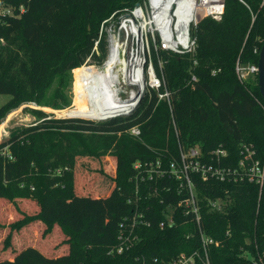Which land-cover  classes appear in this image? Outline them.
I'll list each match as a JSON object with an SVG mask.
<instances>
[{
	"label": "trees",
	"instance_id": "1",
	"mask_svg": "<svg viewBox=\"0 0 264 264\" xmlns=\"http://www.w3.org/2000/svg\"><path fill=\"white\" fill-rule=\"evenodd\" d=\"M143 1L0 0V96L10 97L0 107V123L21 107L36 120L0 143V202L17 216L8 224L4 250L14 233L34 223L44 225L43 239L59 227V243L68 247L49 256L26 246L0 264H169L195 253L194 264H205L195 218L179 206L188 194L171 176L170 164L180 162V147H198L204 155L223 147L233 165L244 144L264 161L258 75L241 82L236 73L238 63L258 66L264 0H226L221 21L205 18L193 27L195 54L161 53L170 104L149 90L132 115L105 122L55 118L40 108L69 105L70 74L92 55L101 24ZM107 54L103 37L92 60L100 64ZM133 127L141 130L139 138L128 133ZM80 159H112L111 173L104 171L110 178L82 171ZM158 161L167 174L149 180L144 165ZM137 163L142 167L136 169ZM195 186L201 227L213 241L210 264H264V185L195 178ZM215 201L220 211L209 208ZM136 211L150 227L136 231L139 239L119 253V226ZM165 213L174 224L161 229ZM5 229L0 221V231Z\"/></svg>",
	"mask_w": 264,
	"mask_h": 264
},
{
	"label": "built area",
	"instance_id": "2",
	"mask_svg": "<svg viewBox=\"0 0 264 264\" xmlns=\"http://www.w3.org/2000/svg\"><path fill=\"white\" fill-rule=\"evenodd\" d=\"M241 1V0H239ZM242 2V1H241ZM226 0H144L124 13L113 14L100 27L99 39L95 44L92 55L79 68L75 69V88L73 103L65 110L56 113L55 118L82 119L86 121L98 119H115L132 114L143 95L149 91H157L159 101L171 103V93L166 88L163 77V61L161 53L176 55L195 54L196 39L192 36V29L203 19L211 18L221 21L225 13ZM119 25L123 38L119 43L115 39V27ZM105 37L108 45L106 59L98 64L93 62L92 56L98 54V45ZM120 44L126 49L125 68L121 69ZM197 62H195V65ZM159 68L161 75L158 74ZM122 70L124 81L120 80L119 71ZM236 73L241 82L248 79V75L257 74V66L243 67L239 63ZM215 74V73H213ZM247 77V78H246ZM195 74L191 82H196ZM164 88V92L160 90ZM38 108L36 106H31ZM171 108V105H169ZM128 133L139 138L141 130L131 128ZM3 133L2 137L6 136ZM180 162L170 164L171 176L180 181L188 194V198L179 206L189 209L199 227L205 264H210L208 247L213 241L207 238L201 227L200 205L195 178L202 182L217 181L220 183H238L247 181L260 187L264 185V161L257 157L253 146L244 144L240 148V159L230 164L229 154L223 147H218L204 155L198 147L189 150L180 147ZM142 165L137 163L135 168ZM149 180L163 177L167 174L158 161L144 165ZM212 211H220L219 201L209 202ZM165 222L160 228L174 224L173 216L165 213ZM150 222L143 213L136 211L121 222L117 242V251L122 253L133 241L139 239L135 235L150 227ZM180 256L169 264H194L195 257Z\"/></svg>",
	"mask_w": 264,
	"mask_h": 264
},
{
	"label": "rangeland",
	"instance_id": "3",
	"mask_svg": "<svg viewBox=\"0 0 264 264\" xmlns=\"http://www.w3.org/2000/svg\"><path fill=\"white\" fill-rule=\"evenodd\" d=\"M255 75L257 74L254 75L250 74V76L248 75L247 77L248 78L251 77L252 79H255L253 77ZM74 77H75V71H72L70 74L68 85L65 90V94L69 99V105L66 108H68L73 103V90L75 88ZM55 88H56V83L51 85L46 96L50 97ZM9 99H10L9 96H0V107L6 104ZM40 108L46 113L52 115L53 117H55L56 113H59L66 109L64 108L60 110H56V109L54 110L49 107H40ZM24 109H25L24 107H21L13 111L5 119L2 120V122L0 123V143L8 140L12 134L18 133L21 130L30 127L35 123L36 120L30 115H28V113L23 112ZM3 133H6L7 135L1 138ZM111 162L112 159H100V160L80 159L78 164H80L79 166L80 169H82V171H88L93 175L97 176L98 178L106 179V177L107 178L110 177L106 176L104 171L106 169L107 171H109V173H111V168H110ZM0 214H1L0 221L6 228L5 230L0 231V259H5V258L12 259L14 255H16L22 248L26 246L40 248L44 253H46L49 256L62 255L61 253L67 251L68 249L67 245L61 242L59 243V231H60L59 227L55 228L53 234H50L43 239L42 232L45 227L41 223H34L31 226L32 228L27 227L20 233L17 234L14 233L13 243L11 245V248L9 250H4V239L10 232V228L8 227V224L13 219L12 217H14V219H17V216L15 215L13 207L7 204V202L5 204L4 202H0ZM60 235H61L60 239H66L65 235L62 234ZM102 237H104V234L102 235ZM52 242L56 245L58 244V246L54 247V244H52Z\"/></svg>",
	"mask_w": 264,
	"mask_h": 264
},
{
	"label": "water",
	"instance_id": "4",
	"mask_svg": "<svg viewBox=\"0 0 264 264\" xmlns=\"http://www.w3.org/2000/svg\"><path fill=\"white\" fill-rule=\"evenodd\" d=\"M122 38H123V33L120 31L119 25H117L115 27V39H116V42L119 43V41H121ZM120 57H121V60H122V63H123L120 66H121V69L123 70L125 68V61H126V49L121 44H120ZM257 68H258L257 75H258L259 91H260V94H261V96H262V98L264 100V44H263V47H262L261 52H260L259 62H258ZM122 70L119 71V73H120L119 77H120V80L123 82L124 78H123V75H122ZM137 108L138 107H136L134 112L137 110ZM132 114H130V115H132ZM130 115H128V116H130ZM128 116H124V117H128ZM119 118H121V117H119ZM115 119H117V118H115ZM109 120H113V119H98V120H92V121H94V122H105V121H109Z\"/></svg>",
	"mask_w": 264,
	"mask_h": 264
}]
</instances>
